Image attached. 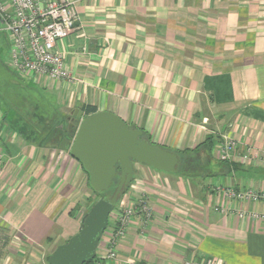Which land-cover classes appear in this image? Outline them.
Returning <instances> with one entry per match:
<instances>
[{
	"label": "crops",
	"instance_id": "crops-1",
	"mask_svg": "<svg viewBox=\"0 0 264 264\" xmlns=\"http://www.w3.org/2000/svg\"><path fill=\"white\" fill-rule=\"evenodd\" d=\"M75 1L78 18L58 43L75 81L27 78L52 91L62 112L40 126L39 139L63 124L72 140L74 113H95L83 106L114 112L151 143L174 151L214 138L211 155L201 151L199 179L136 163L131 187L150 198L154 216L129 225L116 258H106L110 242L103 236L89 264L206 257L264 264V221L238 215L263 212L264 202L230 200L222 190L264 191V0ZM8 116L0 108L7 160L0 229L14 231L8 241L55 250L81 229L89 174L56 139L29 141ZM226 134L238 140L239 153L251 148L250 160L218 158Z\"/></svg>",
	"mask_w": 264,
	"mask_h": 264
},
{
	"label": "water",
	"instance_id": "water-1",
	"mask_svg": "<svg viewBox=\"0 0 264 264\" xmlns=\"http://www.w3.org/2000/svg\"><path fill=\"white\" fill-rule=\"evenodd\" d=\"M69 130L74 134L72 140L65 137L61 124L44 144L56 139L61 148L69 150L88 172L95 192L110 190L115 178L118 183L111 196L100 198L90 207L79 232L53 251L50 264H85L96 257L111 213L132 182L136 163L163 172H177L181 165L176 151L151 143L140 128H131L114 112L99 111L83 117V111L78 110Z\"/></svg>",
	"mask_w": 264,
	"mask_h": 264
},
{
	"label": "built area",
	"instance_id": "built-area-1",
	"mask_svg": "<svg viewBox=\"0 0 264 264\" xmlns=\"http://www.w3.org/2000/svg\"><path fill=\"white\" fill-rule=\"evenodd\" d=\"M78 18L75 0H0V19L10 37L8 65L21 77L37 80L46 76L53 80L75 81V76L67 66L66 53L58 48V43L66 39ZM238 140L228 134L218 152L221 161H232L237 157L241 161L251 158V148L244 153L238 152ZM5 154L0 149V176L6 166ZM224 195L230 200L264 202V191L250 189L223 188ZM140 214L148 222L152 209L147 201L140 198L134 206L123 208L116 219V226L109 239L111 248L107 258H116L115 246L124 238L135 215ZM239 217L263 220L264 211L238 212ZM143 264V263H134ZM183 264H221L215 257H206L199 261H185Z\"/></svg>",
	"mask_w": 264,
	"mask_h": 264
},
{
	"label": "rangeland",
	"instance_id": "rangeland-1",
	"mask_svg": "<svg viewBox=\"0 0 264 264\" xmlns=\"http://www.w3.org/2000/svg\"><path fill=\"white\" fill-rule=\"evenodd\" d=\"M4 27L5 25L0 19V108L9 114L8 117L12 121L18 124V129L19 124L22 126L23 123L28 124V126L37 125L42 127L46 124L47 118L55 121L59 120L62 112L61 108L57 105L52 91H46L29 79L19 76L8 65L10 37L8 31ZM77 126L73 128H77ZM116 180L118 183V178ZM116 186L113 184L111 188H116ZM88 190L90 192V197L86 201L87 211L89 207L100 198L111 196L114 192L108 190L104 194H96L93 192L91 186H89ZM140 198L145 199L147 204L151 207L153 215L150 220H152L154 208L150 198L146 194L137 193L136 190L130 187L123 197L120 198L115 209L111 213L108 227L103 234L104 237H108V240L112 238V231L116 226V219L120 215L121 210L129 206L133 207ZM137 217H141L142 220V216L137 214L132 218L131 223L134 222ZM3 228L6 232L0 229L2 230L0 233V264H50L48 257L53 253L54 248H51L50 245H46L45 247L30 246L19 241L20 239H11V237L8 241L5 236H13L12 233H14V231L6 227ZM120 241L121 240H119L118 243ZM117 245L114 248L115 251Z\"/></svg>",
	"mask_w": 264,
	"mask_h": 264
},
{
	"label": "trees",
	"instance_id": "trees-1",
	"mask_svg": "<svg viewBox=\"0 0 264 264\" xmlns=\"http://www.w3.org/2000/svg\"><path fill=\"white\" fill-rule=\"evenodd\" d=\"M83 107L88 113H94L97 110L96 107H94V106H83ZM15 124H16V126L18 125L17 123H15ZM39 129H40V126H37V125L28 126V124L23 123L22 126L19 124L18 130L25 135V138L27 140L36 142L37 139H39L40 133L42 132ZM49 133H50V131L45 136H43L41 139H39V144L44 143V141L46 140V137L48 136ZM213 149H214V138H213V136H209L196 149H185L182 151H179V150L176 151L179 154L180 159H181V165H180V168L177 172L179 174L183 175L184 177H188L191 179H193L194 177H197V179H199L201 177L199 171H200V168L202 165V163L199 162V160H201V151L202 150L205 151L206 155L210 156ZM116 179L117 178L114 179L115 186L117 183ZM133 180H134V177H133L132 181ZM131 184H132V182H131ZM131 184L129 185L128 189L131 187ZM114 189H115L114 187L111 188L110 189L111 192L114 191ZM128 189H127V191H128ZM106 192L107 191L101 192V193H97V192H95V193L96 194H104ZM121 197H123V195ZM49 257H48V261H49ZM95 260H96V257L92 261L87 262L85 264H89Z\"/></svg>",
	"mask_w": 264,
	"mask_h": 264
},
{
	"label": "flooded vegetation",
	"instance_id": "flooded-vegetation-1",
	"mask_svg": "<svg viewBox=\"0 0 264 264\" xmlns=\"http://www.w3.org/2000/svg\"><path fill=\"white\" fill-rule=\"evenodd\" d=\"M105 198H106V196H105Z\"/></svg>",
	"mask_w": 264,
	"mask_h": 264
}]
</instances>
